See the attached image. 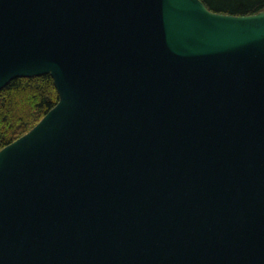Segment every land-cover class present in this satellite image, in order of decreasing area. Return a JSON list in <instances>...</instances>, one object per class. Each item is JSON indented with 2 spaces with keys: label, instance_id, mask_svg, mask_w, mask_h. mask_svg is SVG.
<instances>
[{
  "label": "water",
  "instance_id": "obj_1",
  "mask_svg": "<svg viewBox=\"0 0 264 264\" xmlns=\"http://www.w3.org/2000/svg\"><path fill=\"white\" fill-rule=\"evenodd\" d=\"M44 75L0 150V264H264V10L0 0V90Z\"/></svg>",
  "mask_w": 264,
  "mask_h": 264
},
{
  "label": "trees",
  "instance_id": "obj_2",
  "mask_svg": "<svg viewBox=\"0 0 264 264\" xmlns=\"http://www.w3.org/2000/svg\"><path fill=\"white\" fill-rule=\"evenodd\" d=\"M214 13L245 16L264 10V0H200ZM58 101L50 76L18 78L0 90V150L27 133Z\"/></svg>",
  "mask_w": 264,
  "mask_h": 264
}]
</instances>
